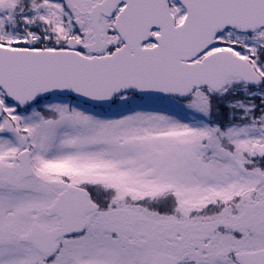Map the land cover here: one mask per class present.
Returning a JSON list of instances; mask_svg holds the SVG:
<instances>
[{
	"label": "snow or ice",
	"instance_id": "obj_1",
	"mask_svg": "<svg viewBox=\"0 0 264 264\" xmlns=\"http://www.w3.org/2000/svg\"><path fill=\"white\" fill-rule=\"evenodd\" d=\"M0 264H264V0H0Z\"/></svg>",
	"mask_w": 264,
	"mask_h": 264
}]
</instances>
